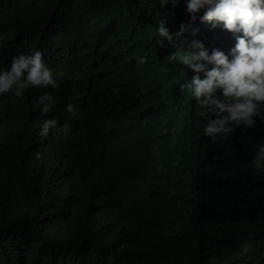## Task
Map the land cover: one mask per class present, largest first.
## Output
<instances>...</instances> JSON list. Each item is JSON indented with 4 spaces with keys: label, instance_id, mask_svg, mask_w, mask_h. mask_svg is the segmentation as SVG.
<instances>
[{
    "label": "trees",
    "instance_id": "obj_1",
    "mask_svg": "<svg viewBox=\"0 0 264 264\" xmlns=\"http://www.w3.org/2000/svg\"><path fill=\"white\" fill-rule=\"evenodd\" d=\"M45 1L0 0V40ZM52 2L66 16L62 33L78 34L55 118L68 119L71 102L80 112L55 143L38 134L34 89L0 102V264H264V171L252 167L264 121L241 139L204 135L180 90L193 70L153 37L158 11L172 31L192 22L184 0ZM194 23L189 42L235 45L229 30ZM33 46L0 43V58Z\"/></svg>",
    "mask_w": 264,
    "mask_h": 264
},
{
    "label": "clouds",
    "instance_id": "obj_2",
    "mask_svg": "<svg viewBox=\"0 0 264 264\" xmlns=\"http://www.w3.org/2000/svg\"><path fill=\"white\" fill-rule=\"evenodd\" d=\"M158 3L163 8L175 6L178 0H158ZM184 3L192 22L181 23L177 31H172L166 26L168 13L158 11L153 37L161 47L167 41L175 49L168 60L193 70L194 75L180 84V90L195 99L208 141L227 138L234 131V137L241 139L240 133L257 126L256 117L264 121V0H184ZM65 19L52 0H46L29 26H19L16 35L0 40L17 44L29 39L34 44L25 51L19 49L0 58V102L6 96L22 97L25 89H34V107L41 118L38 134L55 143L71 137V120L80 112L71 102L65 109L70 117L62 123L55 118L58 79L65 78L64 65L72 58L71 49L78 35L62 33ZM197 19L210 22L212 28L229 30L235 45L226 53L214 37L193 38L189 42L186 34L195 37L199 32L194 23ZM147 59L138 56L136 63L144 64ZM252 167L264 171V143L257 145Z\"/></svg>",
    "mask_w": 264,
    "mask_h": 264
}]
</instances>
